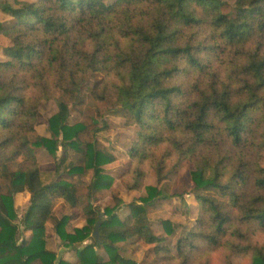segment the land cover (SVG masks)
<instances>
[{"label":"trees","instance_id":"obj_1","mask_svg":"<svg viewBox=\"0 0 264 264\" xmlns=\"http://www.w3.org/2000/svg\"><path fill=\"white\" fill-rule=\"evenodd\" d=\"M15 3L0 2L11 17L0 22L10 40L8 59L0 61V264H140L118 245L133 237V244L152 245L146 257L164 264H211L217 250L230 252L223 264L245 257L264 264V245L254 240L264 233V0ZM91 72L103 79L83 93ZM90 98L137 128L127 187L145 194L127 203L123 219L116 211L121 198L103 211L91 203L112 188L105 166L116 156L97 139L108 128L100 110L90 121L71 122ZM51 99L57 111L47 120L49 134L41 135L39 109ZM41 150L54 157L53 170L42 169ZM169 161L192 164L191 191L201 204L175 252L148 218L158 202L183 197L161 187ZM146 166L156 171V185L144 184ZM79 186L88 200L81 227L71 225L79 215L54 211L57 200L76 207ZM25 191L29 200L19 215L15 197ZM170 223L164 222L171 232ZM55 236L75 260L50 247Z\"/></svg>","mask_w":264,"mask_h":264},{"label":"rangeland","instance_id":"obj_2","mask_svg":"<svg viewBox=\"0 0 264 264\" xmlns=\"http://www.w3.org/2000/svg\"><path fill=\"white\" fill-rule=\"evenodd\" d=\"M32 2L34 0H20ZM231 5L234 4V0H228ZM0 2H7L11 5H16L15 0H0ZM11 21L10 15L3 12L0 8V22L9 23ZM10 44V40L6 35L0 32V61L7 60L8 57L4 53V48ZM103 75L98 72H91L88 76L86 84L82 88V92H89L96 88L102 81ZM107 104L105 102H98L94 99H88L86 104L82 107L80 111H73L71 122H76L78 120L90 121L92 117L98 114L100 110L102 116L99 118H104L108 123V128L97 133V139L103 145L110 148L115 154L116 159L114 162L109 163L105 166L106 171L114 177V184L111 189L101 190L95 197L91 200V203L103 211L105 206L115 204V197H119L123 200V204L117 208L118 216L122 219L129 214V209L127 203L139 198L145 194V189L142 190H130L127 184L130 180V175L128 172L129 156L128 149L131 147L133 140L136 137L135 126H129L125 123V119L111 114L106 113ZM57 111V100L51 99L41 103L38 120L36 123V133L41 135H48L47 130V120L50 115ZM102 126V124H101ZM38 160L41 164L43 170H53L54 168V157L45 151H39ZM261 165L264 167V152L260 161ZM192 164L188 161H183L177 166H173V162H168V168L165 170L167 178L162 182L161 187L164 188L166 193L169 195L173 193L182 194L183 197H170L169 199L158 202L157 207H150L148 211V218L150 221V226L153 233L157 236L165 238V244L169 246L172 251L175 252L176 244L178 238L185 235L191 227L195 225L197 217L201 210L200 202L195 198L192 193L193 182L190 175V170ZM147 173L144 180L145 185L157 183V175L154 169H150L146 166ZM92 177V172L84 178L85 182H88ZM78 194L80 196V203L71 208L69 204H64L60 200L55 202L54 211L56 215L62 216L63 214H74L79 215V217L73 221L71 225L81 227L85 223L86 217V207L88 205V200L86 198V188L79 186ZM29 200V193L21 192L15 197L16 210L19 215L24 212L26 205ZM99 218V217H98ZM97 218V220H98ZM105 215L103 217V223L105 221ZM165 220L170 221L171 232L167 229L164 222ZM102 223V224H103ZM124 228V227H123ZM108 229H104L107 231ZM124 230V229H123ZM125 231L131 233L129 228H125ZM30 231H23L22 236L25 238L30 237ZM101 237V236H100ZM133 239H130L125 243L121 242L118 245L122 247V254L128 256L140 264H164L160 259L154 258L152 255L146 257L149 249L152 245L145 242H137L133 244ZM260 245H264V233H259L255 235L254 239ZM92 240H87L85 243H89ZM125 244H128L126 246ZM49 245L53 248L59 257H64L68 260H75V251L63 246L60 238L55 236L49 241ZM98 252L105 259L108 258L107 253L103 248L98 249ZM226 250L212 251L211 264H223L222 254H226ZM208 255V254H207ZM234 262L236 264H249V258H235Z\"/></svg>","mask_w":264,"mask_h":264},{"label":"water","instance_id":"obj_3","mask_svg":"<svg viewBox=\"0 0 264 264\" xmlns=\"http://www.w3.org/2000/svg\"><path fill=\"white\" fill-rule=\"evenodd\" d=\"M103 217H104V213L101 212L99 214V218L95 224V227H94V230H93V233H92V237L99 241L100 240V236H101V226H102V223H103Z\"/></svg>","mask_w":264,"mask_h":264}]
</instances>
